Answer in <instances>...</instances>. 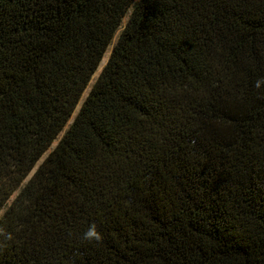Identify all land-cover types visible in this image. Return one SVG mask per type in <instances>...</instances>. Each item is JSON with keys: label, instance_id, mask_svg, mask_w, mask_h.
Segmentation results:
<instances>
[{"label": "trees", "instance_id": "16d2710c", "mask_svg": "<svg viewBox=\"0 0 264 264\" xmlns=\"http://www.w3.org/2000/svg\"><path fill=\"white\" fill-rule=\"evenodd\" d=\"M0 264H264V0H0Z\"/></svg>", "mask_w": 264, "mask_h": 264}, {"label": "rangeland", "instance_id": "374dc122", "mask_svg": "<svg viewBox=\"0 0 264 264\" xmlns=\"http://www.w3.org/2000/svg\"><path fill=\"white\" fill-rule=\"evenodd\" d=\"M126 21H127V17L123 20V25L126 23ZM119 32H120V31H118L117 34H116V36L114 37V40H113V42H112V45H111L110 48L108 49V51H107V53H106V55H105V57H104V59H103L101 65H100V67H99V69H98V71H97L96 74L93 76V78H92V80H91V82H90L88 88H87L86 91L84 92L83 97H82V99H81V101H80V104L78 105V107H77V109H76V111H75L73 117L75 116V114H76L77 111L79 110V107H80L82 101H83L84 98L86 97L87 93L89 92V90H90L92 84L95 82V80H96L97 76L99 75L100 71L102 70L103 66L106 64L107 59H108V57H109V55H110V52H111V50H112V48H113V45L115 44V42H116V40H117V37H118ZM73 117H72V119H73ZM72 119L70 120V123H71ZM55 144H56V143H54V144L51 146V148L48 150V152H47V153H46V154L40 159V161L38 162V165H39V164L45 159V157L49 154V152L52 150V148L55 146ZM32 174H33V172L29 175V177H30Z\"/></svg>", "mask_w": 264, "mask_h": 264}, {"label": "clouds", "instance_id": "9594fccd", "mask_svg": "<svg viewBox=\"0 0 264 264\" xmlns=\"http://www.w3.org/2000/svg\"><path fill=\"white\" fill-rule=\"evenodd\" d=\"M89 234H91V233H89Z\"/></svg>", "mask_w": 264, "mask_h": 264}]
</instances>
